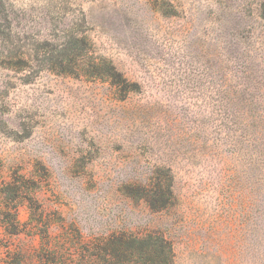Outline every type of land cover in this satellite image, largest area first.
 I'll return each mask as SVG.
<instances>
[{
    "label": "rangeland",
    "instance_id": "1",
    "mask_svg": "<svg viewBox=\"0 0 264 264\" xmlns=\"http://www.w3.org/2000/svg\"><path fill=\"white\" fill-rule=\"evenodd\" d=\"M263 11L0 0V264H86L121 233L170 246L139 264H264V148L243 143V100L264 99ZM110 65L119 84L96 75ZM243 66L263 77L250 95Z\"/></svg>",
    "mask_w": 264,
    "mask_h": 264
},
{
    "label": "trees",
    "instance_id": "2",
    "mask_svg": "<svg viewBox=\"0 0 264 264\" xmlns=\"http://www.w3.org/2000/svg\"><path fill=\"white\" fill-rule=\"evenodd\" d=\"M260 19L264 22V11L260 14ZM243 90L249 95L252 94L257 88L256 84L263 81V77H258L256 72L252 70L249 66H243ZM97 76L104 78H110L113 80L114 84H119L122 82L121 75L115 71L113 66H106L102 70L98 69L96 72ZM260 75V74H259ZM261 76V75H260ZM251 80L253 84H251ZM247 118L246 120H244ZM253 122H250V121ZM249 130L251 132H249ZM255 131L256 134L252 131ZM252 134V137L248 135ZM256 135V136H255ZM255 141H261L264 148V99L250 98L243 100V143L246 142L247 146L255 145ZM142 198L148 201L151 198L150 204H152V199L156 197L158 191H154L153 187H142ZM48 237V236H47ZM154 247L159 251L157 256L161 261H168L171 259V248L165 241V239L159 235L146 234L145 236H135L131 234H117L111 235L106 239H98L96 243H91L89 249L91 252L88 254L85 260L86 264H97L100 261H104L106 256H114L118 263H131L139 264V259L143 255L150 256L151 251L138 252L141 247ZM164 250V252H163ZM166 250V252H165ZM46 251L51 252V247L46 244ZM154 251L153 254L154 255Z\"/></svg>",
    "mask_w": 264,
    "mask_h": 264
}]
</instances>
